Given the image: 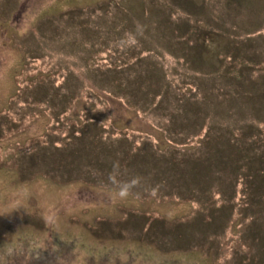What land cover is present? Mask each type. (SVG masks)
<instances>
[{
    "label": "rangeland",
    "instance_id": "374dc122",
    "mask_svg": "<svg viewBox=\"0 0 264 264\" xmlns=\"http://www.w3.org/2000/svg\"><path fill=\"white\" fill-rule=\"evenodd\" d=\"M25 1L0 0V264H264L220 158L264 135V0Z\"/></svg>",
    "mask_w": 264,
    "mask_h": 264
},
{
    "label": "trees",
    "instance_id": "16d2710c",
    "mask_svg": "<svg viewBox=\"0 0 264 264\" xmlns=\"http://www.w3.org/2000/svg\"><path fill=\"white\" fill-rule=\"evenodd\" d=\"M208 35L209 34L206 33V36ZM253 65L255 66V68L264 67L260 63H256ZM234 70H231L232 72L230 73L232 74ZM200 133H201V130H199L196 133V135H200ZM243 135L252 136V140L251 141L248 140L246 141V144L239 145V146H236L235 144L232 143L231 151L233 152V158L227 152L221 154L220 158L225 160V163L229 161L231 164H233L232 169L235 171L234 175L237 176L235 180H239V178H241V180L244 181V186L249 191V193H247L248 195L247 201H249V203L246 204V206H248L251 209L250 214H252V218L253 217L255 218L257 216L258 218L257 222H258L264 214L263 213L264 211V135L263 136L261 134L260 135H256V134L250 135L249 132L244 133ZM253 135H255L254 138H253ZM209 149L210 150L212 149V145H210V143H209ZM160 156L162 157L164 161H166V163L169 166H171V169L173 170V172L176 171L174 164H173L175 163V160L173 159V157L172 159L166 160L163 154L160 153ZM5 158L6 159L4 161H7L8 157H5ZM232 159H235V160H232ZM194 160L198 161V157H194ZM180 161L183 164H181L182 169H181V174L178 176V179L180 180V182H182L189 175L190 183L187 185V187H189V190H190V186H191V193H194V191H196L198 188L201 187V184H204V182L200 180V177L204 175L203 174L204 171L202 170L201 165L199 163L198 164H194L195 162L189 163L190 161L187 159L186 156L180 159ZM228 166L230 165L228 164ZM228 197H230V194H228ZM230 202H231L230 199H227L225 201L226 205L224 206V208L227 211H229V207L231 204ZM254 211H255L256 216H254ZM208 213L207 215H205V217L208 218V222L206 224L213 221L212 218L211 219L209 218ZM204 223H205V220H204ZM254 223L255 221L251 223V230L249 231L250 240L253 239V237H257L260 240L264 239V234L260 232L261 231L260 229H257V227L253 225ZM217 252L218 251H216V253Z\"/></svg>",
    "mask_w": 264,
    "mask_h": 264
},
{
    "label": "flooded vegetation",
    "instance_id": "af4514ba",
    "mask_svg": "<svg viewBox=\"0 0 264 264\" xmlns=\"http://www.w3.org/2000/svg\"><path fill=\"white\" fill-rule=\"evenodd\" d=\"M30 1H32V0H26L24 3H23V5H21V10H22V13H24V14H26L27 16H28V5H29V2ZM73 9L75 8V6L74 7H72ZM17 19H18V17H10L9 18V23H4V22H2V21H0V31L1 32H5L6 33V35H7V38H8V40H7V42L9 43V42H11V44H13V35L15 34L14 33V24H15V21H17ZM5 22H7V18L5 19ZM12 22V23H11ZM2 45H4V42H3V44ZM14 45V44H13ZM5 46V45H4ZM1 112V111H0ZM14 120H15V118H14ZM0 138H1V135H0Z\"/></svg>",
    "mask_w": 264,
    "mask_h": 264
}]
</instances>
